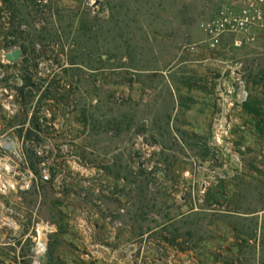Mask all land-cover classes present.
<instances>
[{"label": "rangeland", "instance_id": "1", "mask_svg": "<svg viewBox=\"0 0 264 264\" xmlns=\"http://www.w3.org/2000/svg\"><path fill=\"white\" fill-rule=\"evenodd\" d=\"M218 1L0 0V264H264V28L211 44Z\"/></svg>", "mask_w": 264, "mask_h": 264}, {"label": "built area", "instance_id": "2", "mask_svg": "<svg viewBox=\"0 0 264 264\" xmlns=\"http://www.w3.org/2000/svg\"><path fill=\"white\" fill-rule=\"evenodd\" d=\"M202 27L211 44L240 34L247 35L248 40L254 39L255 32L264 28V0H220L213 19Z\"/></svg>", "mask_w": 264, "mask_h": 264}, {"label": "water", "instance_id": "3", "mask_svg": "<svg viewBox=\"0 0 264 264\" xmlns=\"http://www.w3.org/2000/svg\"><path fill=\"white\" fill-rule=\"evenodd\" d=\"M21 54L22 53L19 49H14V50H11L10 52H7L5 54V58L9 62H16L20 59Z\"/></svg>", "mask_w": 264, "mask_h": 264}, {"label": "trees", "instance_id": "4", "mask_svg": "<svg viewBox=\"0 0 264 264\" xmlns=\"http://www.w3.org/2000/svg\"><path fill=\"white\" fill-rule=\"evenodd\" d=\"M24 89H25V86H24V87H20V88H18L19 93H20L21 95H23V96H25V94H24ZM31 123H32L33 127L37 128V129H40L39 123H38L35 119L32 120ZM21 124H22V125H25V124H26V121H23ZM22 127H23V126H22ZM31 135H32L31 132L28 133V140H29V141L32 140Z\"/></svg>", "mask_w": 264, "mask_h": 264}, {"label": "bare ground", "instance_id": "5", "mask_svg": "<svg viewBox=\"0 0 264 264\" xmlns=\"http://www.w3.org/2000/svg\"><path fill=\"white\" fill-rule=\"evenodd\" d=\"M5 165H7V164H3V163H1V160H0V168H1V166H5ZM5 179V178H4ZM2 181V176H1V174H0V182ZM4 182V181H3ZM5 182L6 183H9V185H12L10 182H9V180H7V179H5ZM4 184V183H3ZM39 247V246H38ZM42 247H43V244H41L40 243V249H42Z\"/></svg>", "mask_w": 264, "mask_h": 264}]
</instances>
